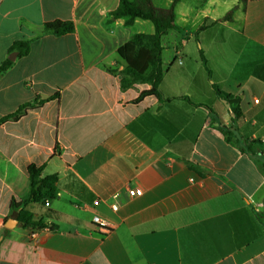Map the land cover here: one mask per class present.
<instances>
[{"label": "crops", "instance_id": "crops-1", "mask_svg": "<svg viewBox=\"0 0 264 264\" xmlns=\"http://www.w3.org/2000/svg\"><path fill=\"white\" fill-rule=\"evenodd\" d=\"M118 5L0 0V65L14 42L31 41L0 75V119L46 100L0 125V264H264V0H180L178 29L161 38L163 100L139 102L151 85L122 89L118 50L154 26L113 19ZM238 5L229 32L183 31ZM55 20L75 31L45 33ZM216 85L239 98L240 118ZM30 165L58 178L48 207L28 206L54 230L12 214L28 196ZM131 187L143 195L130 197Z\"/></svg>", "mask_w": 264, "mask_h": 264}, {"label": "trees", "instance_id": "trees-1", "mask_svg": "<svg viewBox=\"0 0 264 264\" xmlns=\"http://www.w3.org/2000/svg\"><path fill=\"white\" fill-rule=\"evenodd\" d=\"M179 1L174 0L170 8L163 9L156 7L153 0H119L117 9L111 12L113 19H126V25H131L136 19H140L150 21L154 26L153 34H134L118 50V54L127 64L125 69L120 73L122 89L126 90L137 83L151 85L149 90L141 93L136 102L141 101L147 96H154L159 100H163L159 90L163 77L161 38L171 29H178L176 24V5ZM230 15L231 13H228L225 17L230 18ZM74 31L75 26L72 21L55 20L44 24V32L55 36H63ZM30 49L31 41L21 40L14 42L10 48V52H17L19 57H23L30 53ZM201 59L207 67V60L203 52H201ZM12 65L13 61L6 59L0 65V75L6 72ZM215 90L219 98L226 100L228 104L232 105L235 118H240L243 113L239 105V98H232L230 95L225 94L217 85L215 86ZM45 101L37 98L34 102L23 104L15 113L1 118L0 125L19 119L28 109L36 108ZM221 130L224 134L228 135L225 128H221ZM241 149L245 151L243 147ZM42 172V167L35 165L28 167L30 181L28 196L21 201H12V214L26 228L41 230L50 227L54 230L53 226H49L41 219H37L28 210V206L31 204H45L47 200L52 201L58 196L57 176H42Z\"/></svg>", "mask_w": 264, "mask_h": 264}, {"label": "rangeland", "instance_id": "rangeland-1", "mask_svg": "<svg viewBox=\"0 0 264 264\" xmlns=\"http://www.w3.org/2000/svg\"><path fill=\"white\" fill-rule=\"evenodd\" d=\"M238 6H232V8L225 14L227 16L228 13H231L230 18H226L223 16L222 18H219L215 22H211L209 18H203L199 22H189L183 26V31L187 30L190 31L189 34L194 33L195 36L196 34H201V32H209L211 33H217V34H224L226 32L231 31V27H233L235 24L233 23V18L236 9H238ZM226 22L225 24H223ZM228 24V25H227ZM149 26H152L151 22L148 23ZM237 27V26H236ZM147 30V28H145ZM228 30V31H226ZM204 37H207L206 35H203ZM190 36L187 35L185 37V40H187Z\"/></svg>", "mask_w": 264, "mask_h": 264}, {"label": "built area", "instance_id": "built-area-1", "mask_svg": "<svg viewBox=\"0 0 264 264\" xmlns=\"http://www.w3.org/2000/svg\"><path fill=\"white\" fill-rule=\"evenodd\" d=\"M128 195L130 197H139V196H142L143 195V190L141 188H137V187H131L128 189ZM99 204L98 201L94 202V205L97 206ZM45 205L48 207L50 205V201L47 200L45 202ZM116 208V207H115ZM93 221L98 225V227L100 229H102V231L104 233H107L108 232V229L106 228L107 227V224L105 221H103L99 216H94L93 217ZM32 236L34 237L35 234L32 233Z\"/></svg>", "mask_w": 264, "mask_h": 264}, {"label": "water", "instance_id": "water-1", "mask_svg": "<svg viewBox=\"0 0 264 264\" xmlns=\"http://www.w3.org/2000/svg\"><path fill=\"white\" fill-rule=\"evenodd\" d=\"M17 56H18L17 52H14V53H12V54L9 56V59H10L11 61H14V60L16 59ZM17 223H18V222H17L16 220H14V219H9V220L6 222L5 226L8 227V228H12V227H14ZM1 240H2V237H0V242H1Z\"/></svg>", "mask_w": 264, "mask_h": 264}]
</instances>
